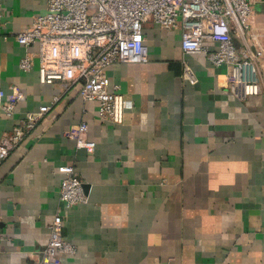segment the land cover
<instances>
[{"label":"crops","instance_id":"0c3cea01","mask_svg":"<svg viewBox=\"0 0 264 264\" xmlns=\"http://www.w3.org/2000/svg\"><path fill=\"white\" fill-rule=\"evenodd\" d=\"M45 5L0 0V90L23 94L10 116L0 108V137L50 105L0 161V264L38 259L59 211L63 238L75 247L58 254L60 264H264V93L238 98L227 86L230 67L185 53L179 28L149 20L147 60L106 71L124 96V120H102L79 85L40 83L36 57L32 70L19 69L37 46H21L15 35ZM252 15L264 48V0H252ZM185 66L195 82L183 77ZM81 122L94 147L66 136ZM63 164L86 185V203L62 207Z\"/></svg>","mask_w":264,"mask_h":264},{"label":"built area","instance_id":"2783aa9c","mask_svg":"<svg viewBox=\"0 0 264 264\" xmlns=\"http://www.w3.org/2000/svg\"><path fill=\"white\" fill-rule=\"evenodd\" d=\"M252 0H46L45 10L32 23L16 33L21 46L36 45L34 53L25 52L19 69L25 72L38 59L39 82H60L67 90L79 85L84 100L98 103L102 120L121 124L125 99L118 86L110 83L107 68L116 62L142 63L148 58L143 33L144 23L153 21L161 28H179L181 48L185 53L206 56L214 66L231 68L227 76L229 90L240 99L264 93V48L252 32ZM248 37L253 42H248ZM234 39L240 41L237 47ZM209 44H215L210 47ZM183 77L192 82L195 76L184 67ZM22 92L12 87L5 96L0 90V108L13 114ZM59 96H54V104ZM43 105L25 115L0 137V161L6 158L48 112ZM85 122L70 127L66 136L77 148L94 147L87 137ZM62 174L59 200L63 208L87 202L81 179L71 164L58 167ZM2 217L0 216V229ZM63 214L57 212L50 225L47 244L39 258L27 264H60L59 253H75V247L62 235Z\"/></svg>","mask_w":264,"mask_h":264},{"label":"water","instance_id":"95a60500","mask_svg":"<svg viewBox=\"0 0 264 264\" xmlns=\"http://www.w3.org/2000/svg\"><path fill=\"white\" fill-rule=\"evenodd\" d=\"M83 186H85V187H86V185H83Z\"/></svg>","mask_w":264,"mask_h":264}]
</instances>
